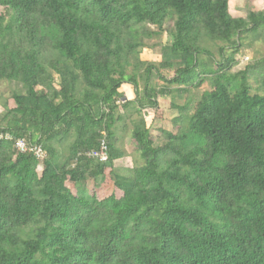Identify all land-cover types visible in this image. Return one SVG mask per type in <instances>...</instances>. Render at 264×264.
<instances>
[{"label":"trees","instance_id":"obj_1","mask_svg":"<svg viewBox=\"0 0 264 264\" xmlns=\"http://www.w3.org/2000/svg\"><path fill=\"white\" fill-rule=\"evenodd\" d=\"M261 25L264 12L234 18L229 0H0V82L24 89L0 118L12 137L0 139V264H264V56L234 71ZM162 31L171 44L146 65L144 40ZM207 43L223 44L219 61ZM153 72L163 86L150 85ZM174 93L191 96L168 104L178 115L166 131L159 102ZM130 108L142 165L114 174L101 198L99 178L125 156L117 114ZM20 139L45 158L19 154ZM102 142L107 161L88 158ZM87 180L94 189L79 187Z\"/></svg>","mask_w":264,"mask_h":264},{"label":"rangeland","instance_id":"obj_2","mask_svg":"<svg viewBox=\"0 0 264 264\" xmlns=\"http://www.w3.org/2000/svg\"><path fill=\"white\" fill-rule=\"evenodd\" d=\"M232 14L235 17L245 16L248 14L249 11H256L264 9V3L258 0H234L232 1ZM172 25H167L166 29L170 30ZM151 32L158 33V29L154 27H148ZM248 44L251 45L250 48H247V40ZM246 40H244L243 48L241 49L240 53L236 56L239 60V66L234 71H239L244 69L245 65L249 62L260 60L264 56V25L260 26V31L255 32L254 34H249ZM171 36L168 32L162 31L159 33L158 36H153L150 39L144 40V46L140 52V60L145 62V64H153L154 66L158 67L161 62V49L169 44H171ZM205 46L208 50L213 54L214 59L216 61L220 60L219 55V48L223 46L222 43H207ZM249 61V62H248ZM201 62L209 63V59L204 56L201 58ZM146 66L141 69V74L145 71ZM133 73V69L130 68L128 70V74L131 75ZM162 75L165 78H171L173 76V71H166L163 72ZM138 77V84H139V93L140 98L142 97V91L144 89V81H142L141 77ZM150 85L153 87H161L163 86V82L155 75V72L152 73ZM251 85L256 88L254 80L251 81ZM209 89V83L206 82L200 89L192 91L191 95L196 99L199 97L203 92ZM20 92L23 93L24 89L21 85L17 83H6L0 82V118L3 116V108L2 104L5 100L9 99V97L15 93ZM121 93L125 94V101H135L136 95L134 93V89L129 86H123L121 89ZM191 95H184L179 97L176 93L172 94L169 97H165L160 100L159 104L160 107L164 109V114L162 120L158 121V126H161L166 131H171L174 128L173 120L178 115L176 110L167 109L169 103L173 102L176 105L182 106L187 98ZM138 106V105H137ZM141 118H145L147 127L150 130L151 135L153 136L155 143L157 146H161L165 142L164 136L159 134L155 125L153 124L154 118V111L152 110H142L141 111ZM123 118L122 122L117 123L115 128V134L118 139L117 146L119 150L125 155L124 158L118 160L113 163L112 167H110L104 177L99 178L98 180V189L101 198H106L110 195L112 188H113V175L118 174L121 176H129L130 171L142 165V161L139 158V155L136 150V144L133 140L132 130H133V123L137 122L140 118L137 114L136 109L130 108L126 111L120 110L117 116ZM72 139H67L63 142L61 146H58V150L60 155L67 156L68 154V147L71 143ZM94 182L91 180H87L86 182L79 185L80 188L85 190H92L94 189ZM70 190L73 193H76L77 190L73 185H69Z\"/></svg>","mask_w":264,"mask_h":264},{"label":"built area","instance_id":"obj_3","mask_svg":"<svg viewBox=\"0 0 264 264\" xmlns=\"http://www.w3.org/2000/svg\"><path fill=\"white\" fill-rule=\"evenodd\" d=\"M0 139H5L8 141H12V137L10 135H2L0 133ZM16 151L19 154H32L34 155L39 161L45 158L44 151L35 144H31L26 140L20 139L15 142L14 145ZM88 158L98 161V162H106L107 161V147L104 142L101 143V146L98 151L90 152L86 155Z\"/></svg>","mask_w":264,"mask_h":264},{"label":"crops","instance_id":"obj_4","mask_svg":"<svg viewBox=\"0 0 264 264\" xmlns=\"http://www.w3.org/2000/svg\"><path fill=\"white\" fill-rule=\"evenodd\" d=\"M232 1H234V0H229V10H230V14H231L234 18H246L247 15H245V16L235 17V16L232 14V11H231V9L233 8V7H232ZM258 1H261L262 3H264L262 0H258ZM251 12H264V9L262 8L260 11H259V10H256V11L252 10ZM246 41H247V48H250L251 45L248 44V39H247ZM240 51H241V50H240ZM236 60L239 62V60H238L237 58H236ZM248 62H249V61H248Z\"/></svg>","mask_w":264,"mask_h":264}]
</instances>
